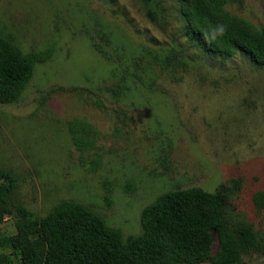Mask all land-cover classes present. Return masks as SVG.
I'll use <instances>...</instances> for the list:
<instances>
[{
  "label": "rangeland",
  "instance_id": "1",
  "mask_svg": "<svg viewBox=\"0 0 264 264\" xmlns=\"http://www.w3.org/2000/svg\"><path fill=\"white\" fill-rule=\"evenodd\" d=\"M203 1L264 29V0ZM181 5L0 0V34L41 57L18 99L0 104V184L11 185L1 235L15 238L16 207L43 218L67 200L139 236L160 196L200 188L231 231L254 237L237 264H264V66L206 52Z\"/></svg>",
  "mask_w": 264,
  "mask_h": 264
},
{
  "label": "trees",
  "instance_id": "2",
  "mask_svg": "<svg viewBox=\"0 0 264 264\" xmlns=\"http://www.w3.org/2000/svg\"><path fill=\"white\" fill-rule=\"evenodd\" d=\"M181 1L187 32L202 49L223 57L243 53L264 66V29L228 20L203 0ZM35 60L41 57L25 55L0 34V104L18 99ZM10 193L11 185L0 184V224L11 212ZM13 216L16 236L0 234V264L9 263L4 250H11L19 264H237L241 248L254 241L247 229L231 231L220 201L200 188L160 196L143 212L142 233L127 238L88 207L67 200L43 218L22 207Z\"/></svg>",
  "mask_w": 264,
  "mask_h": 264
}]
</instances>
